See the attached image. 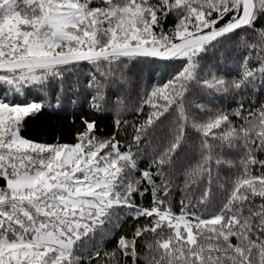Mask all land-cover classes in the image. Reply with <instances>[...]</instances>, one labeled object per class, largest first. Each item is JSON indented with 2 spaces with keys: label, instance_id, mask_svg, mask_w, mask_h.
<instances>
[{
  "label": "snow or ice",
  "instance_id": "1",
  "mask_svg": "<svg viewBox=\"0 0 264 264\" xmlns=\"http://www.w3.org/2000/svg\"><path fill=\"white\" fill-rule=\"evenodd\" d=\"M0 264H264V0H0Z\"/></svg>",
  "mask_w": 264,
  "mask_h": 264
},
{
  "label": "trees",
  "instance_id": "2",
  "mask_svg": "<svg viewBox=\"0 0 264 264\" xmlns=\"http://www.w3.org/2000/svg\"><path fill=\"white\" fill-rule=\"evenodd\" d=\"M71 117L70 116H61V117H53V122H61L65 125L64 127V132L65 134H69L71 133L72 129L70 126H67V121L70 120ZM37 131H40L45 137L47 136H51L53 129L51 127H44L43 129H40L39 127L37 128H33L32 132L36 133Z\"/></svg>",
  "mask_w": 264,
  "mask_h": 264
}]
</instances>
